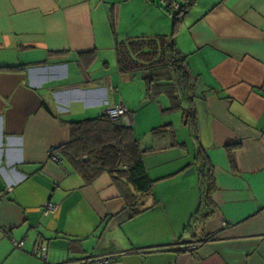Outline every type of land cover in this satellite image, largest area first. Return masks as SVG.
Here are the masks:
<instances>
[{
  "label": "crops",
  "instance_id": "0c3cea01",
  "mask_svg": "<svg viewBox=\"0 0 264 264\" xmlns=\"http://www.w3.org/2000/svg\"><path fill=\"white\" fill-rule=\"evenodd\" d=\"M140 36L174 39L190 104L150 99L146 70H119L116 42ZM119 100L135 137L149 122L143 106L157 103L164 119L141 148L148 194L108 172L85 183L48 158L70 121ZM203 167L212 214L191 220ZM0 198V264L105 254L117 255L108 264H264V0H196L174 29L160 0H0ZM47 202L57 208L44 215ZM198 239L196 250L171 247Z\"/></svg>",
  "mask_w": 264,
  "mask_h": 264
},
{
  "label": "trees",
  "instance_id": "16d2710c",
  "mask_svg": "<svg viewBox=\"0 0 264 264\" xmlns=\"http://www.w3.org/2000/svg\"><path fill=\"white\" fill-rule=\"evenodd\" d=\"M195 1L181 0L177 11L164 7L172 16L173 29ZM115 49L120 71L143 69L149 73L146 79L148 98L153 99L164 94L170 99L172 109L192 102L193 81L187 71L185 57L176 48L172 37L127 38L117 41ZM185 114L189 112L185 111ZM69 126V140L55 147V150L61 157L60 162L63 158L66 159L81 174L85 183H90L103 172H108L117 184L124 181L141 194L151 192L153 182L147 176L142 151L132 127H126L122 121L112 120L104 113L70 121ZM229 159L233 166L231 152ZM199 180L201 201L191 220L200 214L201 209L207 208L204 217L212 214L209 207L210 195L204 189L214 184L208 168L200 169Z\"/></svg>",
  "mask_w": 264,
  "mask_h": 264
},
{
  "label": "built area",
  "instance_id": "2783aa9c",
  "mask_svg": "<svg viewBox=\"0 0 264 264\" xmlns=\"http://www.w3.org/2000/svg\"><path fill=\"white\" fill-rule=\"evenodd\" d=\"M160 3L163 7L169 8L171 11H177L180 7V4L175 1L170 0H160ZM116 92L117 88H113L111 92ZM106 116H108L112 120H120L126 127H132L134 124V115L132 111H130L121 100H119L114 105H107L102 112ZM48 158L55 162L59 163L61 160L60 155L55 150V147L52 146L48 150ZM8 191L11 190V187L7 188ZM1 201V198H0ZM57 206L52 202H47L44 205V215H48L56 211ZM206 239H198V240H190V241H183V242H173L171 243V247L178 246L181 248H185L187 250H196L198 249ZM13 245L16 247H21L23 241H15L13 240ZM39 256L41 260L46 263V254L44 252H40ZM116 254H105L99 257H85L80 260L82 264H108L110 261L116 257Z\"/></svg>",
  "mask_w": 264,
  "mask_h": 264
},
{
  "label": "rangeland",
  "instance_id": "374dc122",
  "mask_svg": "<svg viewBox=\"0 0 264 264\" xmlns=\"http://www.w3.org/2000/svg\"><path fill=\"white\" fill-rule=\"evenodd\" d=\"M133 92H134V94H132V96L135 97V95H137L136 94V90L134 89L132 91V93ZM159 99H160L159 101L165 102V97L164 96H162ZM158 108H159V106H158L157 103L156 104L148 103L146 106H143L140 109V113L143 115L144 119H149V122L147 120H145L147 122H146L145 126L142 127L143 129H142V131L139 132V135H137V132H135L136 137H138L139 141L141 142L140 148H144V146H146V142H147L148 139H150V141H151L150 129L153 126H156V125H153V124H156V122H160L161 124H163V122H164V119L160 115ZM165 114H166V116H165V119H166L167 117H169V113L165 112ZM157 115H159V116H157ZM134 119H135V115H134ZM183 123H184V120L181 118V115L180 114H176V128L183 127ZM133 129L135 130L134 127H133ZM189 141H190L189 146L194 151L195 145L193 143V140H191V138H190ZM192 154H193V152H192Z\"/></svg>",
  "mask_w": 264,
  "mask_h": 264
}]
</instances>
